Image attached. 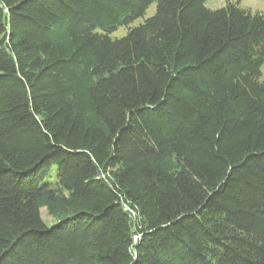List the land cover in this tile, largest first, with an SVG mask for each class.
<instances>
[{
  "label": "trees",
  "instance_id": "trees-1",
  "mask_svg": "<svg viewBox=\"0 0 264 264\" xmlns=\"http://www.w3.org/2000/svg\"><path fill=\"white\" fill-rule=\"evenodd\" d=\"M206 2L0 0V264H264V14Z\"/></svg>",
  "mask_w": 264,
  "mask_h": 264
},
{
  "label": "rangeland",
  "instance_id": "rangeland-1",
  "mask_svg": "<svg viewBox=\"0 0 264 264\" xmlns=\"http://www.w3.org/2000/svg\"><path fill=\"white\" fill-rule=\"evenodd\" d=\"M229 1H231V2L239 1L240 6L242 8L249 9L253 13L254 12H261L262 14H264V0H229ZM225 4H226V0H207V2H206V6L209 9H219V8L223 7ZM154 11H155V3L151 4V6L146 11L145 16L143 18L136 20L134 22L133 26H136V25L142 23L146 18L152 16ZM126 31L127 30L125 28H120L113 34V36L114 37H122L126 34ZM261 75H262V78L264 79V63L261 67ZM40 215H41V218L46 225L49 226V225H52L54 223V220L52 218H50L49 216H47L45 210H41Z\"/></svg>",
  "mask_w": 264,
  "mask_h": 264
}]
</instances>
